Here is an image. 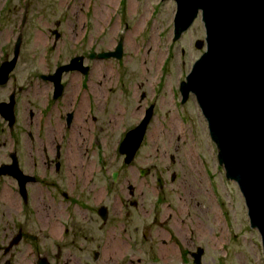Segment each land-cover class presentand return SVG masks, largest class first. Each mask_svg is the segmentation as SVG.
Wrapping results in <instances>:
<instances>
[{"label": "flooded vegetation", "instance_id": "obj_1", "mask_svg": "<svg viewBox=\"0 0 264 264\" xmlns=\"http://www.w3.org/2000/svg\"><path fill=\"white\" fill-rule=\"evenodd\" d=\"M11 11L0 9V204L23 218L0 236V264H219L185 203L166 201L158 170L137 168L156 183L139 186L121 169L134 171L139 148L126 163L120 145L153 106L107 65L124 55L120 31L57 20L30 36L27 9L15 26ZM120 40V58L99 57ZM109 145L119 167H109Z\"/></svg>", "mask_w": 264, "mask_h": 264}, {"label": "rangeland", "instance_id": "obj_2", "mask_svg": "<svg viewBox=\"0 0 264 264\" xmlns=\"http://www.w3.org/2000/svg\"><path fill=\"white\" fill-rule=\"evenodd\" d=\"M130 3L136 4L134 10L129 9ZM0 9L12 10L13 26L27 9L24 30L30 36L36 28L52 29L57 20L69 26L89 25L93 34L103 28L106 35L119 30L124 36V55L119 62L107 61L113 68L108 70L136 80L133 86L139 88V93L145 92L141 106L147 101L154 114L147 138L136 153L134 171L120 166L124 175L131 179L137 176L139 186H155L154 175L141 177L136 169L148 166L153 172L158 170L168 188L166 201L185 203L188 221L199 224L219 264H264L260 234L250 227L237 184L226 178L217 161L216 145L195 96L190 93L181 102L179 86L205 50V44L196 46V41L205 37L200 12L191 26L173 40L174 0H0ZM25 43L30 49L32 38L28 36ZM123 102H127L126 97ZM105 153L109 167L119 165L113 146H107ZM5 209L0 204V236L7 227L12 229L14 222L21 224L19 219L23 218L17 205L8 213Z\"/></svg>", "mask_w": 264, "mask_h": 264}, {"label": "water", "instance_id": "obj_3", "mask_svg": "<svg viewBox=\"0 0 264 264\" xmlns=\"http://www.w3.org/2000/svg\"><path fill=\"white\" fill-rule=\"evenodd\" d=\"M174 1L173 40L199 12L205 30L204 40L196 41L197 47L205 44V50L179 86L181 102L190 93L195 96L216 145L217 161L226 178L237 184L264 255V0ZM121 54L120 40L115 52L99 57L120 58ZM152 108L128 131L134 133L135 141L122 145L127 132L120 145L126 163L142 142ZM157 179L161 185L159 175Z\"/></svg>", "mask_w": 264, "mask_h": 264}, {"label": "bare ground", "instance_id": "obj_4", "mask_svg": "<svg viewBox=\"0 0 264 264\" xmlns=\"http://www.w3.org/2000/svg\"><path fill=\"white\" fill-rule=\"evenodd\" d=\"M135 7H136V4H133V3H130L129 4V9L131 10V9H135ZM129 134H131V136L133 135L134 136V133H132V132H129ZM127 144V143H126ZM125 147H126V145H124ZM130 146V145H129Z\"/></svg>", "mask_w": 264, "mask_h": 264}]
</instances>
